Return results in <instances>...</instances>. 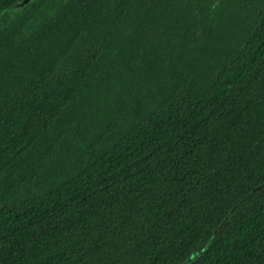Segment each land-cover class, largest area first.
<instances>
[{"label":"trees","instance_id":"trees-1","mask_svg":"<svg viewBox=\"0 0 264 264\" xmlns=\"http://www.w3.org/2000/svg\"><path fill=\"white\" fill-rule=\"evenodd\" d=\"M0 264H264V0H0Z\"/></svg>","mask_w":264,"mask_h":264},{"label":"water","instance_id":"water-1","mask_svg":"<svg viewBox=\"0 0 264 264\" xmlns=\"http://www.w3.org/2000/svg\"><path fill=\"white\" fill-rule=\"evenodd\" d=\"M25 3V2H24Z\"/></svg>","mask_w":264,"mask_h":264}]
</instances>
